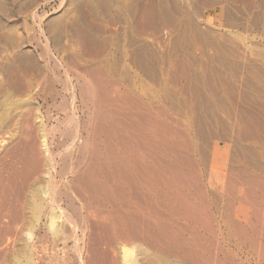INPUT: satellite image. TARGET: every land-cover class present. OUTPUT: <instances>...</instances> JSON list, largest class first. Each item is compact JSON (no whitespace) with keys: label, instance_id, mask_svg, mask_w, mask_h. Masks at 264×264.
Segmentation results:
<instances>
[{"label":"rangeland","instance_id":"1","mask_svg":"<svg viewBox=\"0 0 264 264\" xmlns=\"http://www.w3.org/2000/svg\"><path fill=\"white\" fill-rule=\"evenodd\" d=\"M98 89L102 98H110L104 101L107 112L121 116L124 124L130 114L148 111L178 134L158 129V137L148 136L149 141L196 144V154L180 151L205 171L215 216L211 223L222 224L232 242L229 264H264V244H255L258 252L253 253L230 227L234 219L250 231L257 225L253 212L259 198L264 203V0H0V203L23 205L26 215L16 225H0L14 230L0 228V264H31L34 245L41 255L45 252V260L75 259L72 223L62 217L59 223L68 227L58 236L47 225L50 211L68 214L63 202L58 203L63 209L52 210V201H46L39 222L26 206L80 172L84 143L94 140ZM126 125L118 129L131 143L137 133ZM95 141L100 143V137ZM253 172L263 183L255 192L262 195L254 205L249 199L247 208L239 207L241 188L249 190L243 176ZM233 180L235 190L228 187ZM9 218L8 213L3 217Z\"/></svg>","mask_w":264,"mask_h":264},{"label":"bare ground","instance_id":"2","mask_svg":"<svg viewBox=\"0 0 264 264\" xmlns=\"http://www.w3.org/2000/svg\"><path fill=\"white\" fill-rule=\"evenodd\" d=\"M187 71L189 70L187 69ZM105 87L104 89L107 88ZM97 88L99 87H96V89ZM97 92H99V95H97L98 100L95 101L96 104L94 105V107L96 108V112L93 116L94 122L92 127L94 140L91 141V143H84L86 154L84 155V158H82V161L80 162V172L79 173L77 172L78 174L75 173V175H72L70 179L68 180L66 179L67 180L66 185L63 184L62 187H56L53 192L48 191L49 192L48 193L47 190L45 189L46 192L43 191V193L45 192V195L43 194L44 196L42 195L40 197L37 195V197L39 198L37 200L36 198L35 199L33 198L35 201L30 200L31 202L28 203L29 206L28 205L26 206L27 209H29L32 212L31 215L33 216V219L39 222V219H41V216H43L42 214L45 215V213L43 212L46 208L45 206L46 201L47 203L49 199L52 201L53 203L52 210L56 208L63 209V206L62 205L60 206L58 204L60 203V201H62L65 207L64 208L65 212L68 214L67 215L65 214L64 216L63 214L64 212H62V210H57V211L55 210L53 212L52 211L49 212L46 210L47 213L49 212L48 213L49 218H47L49 219L48 221L49 223L47 224L48 229L49 231L52 232V234L58 236L64 233V229H65V228L63 229L64 223L62 224L61 222L59 223V220L62 217H64V219H62V222L66 221L67 225L68 222L70 221V225L72 223L71 226L74 228L73 239L75 244H77L78 246L76 247L78 249L77 255L76 257L74 256L75 259H73L71 256L70 257L66 256L65 258L63 257L62 260L57 261L56 260L57 256H56L53 259L45 260L44 258L46 256L45 257L43 256L45 252L42 255L41 253H38V247L34 245L35 243H33L34 248L32 251H30L32 252V254L31 257H29L31 259V264H229L231 261H234L227 249V245L231 241H228L229 239L227 240L225 236L226 234H223L224 229L222 230V224L221 225L219 224L218 226H214L211 223V219L215 218V216L211 212L210 192L208 189V182L206 180L207 178L205 179L204 176L205 171L202 170L203 167H197L198 165L197 163H196L197 165L195 166L194 162L192 161L193 160L192 158L191 160L189 157L182 156L184 155L182 154V151L188 152L189 155H193L194 153L196 154V152H198V147L196 146V144L187 143V142L182 143L180 141L176 142L177 144L175 142L161 143L158 141V143H156V141H154L155 142L154 143L153 141H149V139L147 138L148 136L157 138L160 131L162 132L171 131L172 133L176 134L175 127L166 124L167 122L164 123L162 119L160 120L159 114L154 113L155 115H152L151 112L150 114H148V111H147V115H143V116H139L141 114H139L138 116L130 114L129 119L131 121L128 119L130 122L128 121L124 124L125 121L122 120L123 118L121 116H115V113L107 112L104 101L106 100L107 103L108 101L107 99L109 98V96H107L108 98L107 97L102 98V95L100 94L102 90L100 91L98 89ZM104 94L106 95L105 90H104ZM129 96L130 98L132 97L130 94ZM130 98L128 100H130ZM135 100L136 99H134L133 102L132 101L131 102L134 104L136 102ZM141 103L139 101V105ZM142 106H144L143 109L146 110V107L148 105L146 106L142 104ZM153 110L152 112H154ZM138 120H142L143 123L142 124L137 123ZM122 124L123 125L127 124L126 126L128 129L130 128L135 133H137L136 138L132 137L133 141H131V143L129 141L127 143L128 137L127 139H125L120 133L121 129L120 128L118 129V127ZM158 129L161 130L159 131ZM177 131L179 132L178 129ZM181 132L182 131H180L179 134H181ZM184 134L186 135V133ZM95 137H100L101 139L100 143H97V141H95ZM113 138L114 140L117 141V143H112ZM175 144L178 147L177 150H175ZM33 147L34 146L32 145L31 149H34ZM23 152L25 153V150ZM30 158L31 157H29V160ZM204 159H206V157ZM224 159L225 157H223V160ZM36 162L38 161L36 160ZM19 164H21V162ZM30 164L31 163H29V165ZM189 166L190 167L193 166L194 168V170H192L193 172L188 170L187 167ZM195 167H197L198 169ZM64 171L65 169H63L62 172ZM23 172H25L26 174L28 170ZM247 172H249V170ZM223 174L224 173H222L221 175L223 176ZM224 175H226V173ZM247 175L248 176L246 177H244L245 175L244 176L241 175V177L243 176V178H246V180L245 179L242 180L241 178L240 179L243 182L244 180L246 181L245 183H247V185L245 186H247L249 190L247 189L248 191L246 190L243 191L244 189L242 187L241 189L243 193L244 192L246 193L243 194L242 191H240V194H238L239 196L237 197V202L239 201L238 202L239 207H243V208L245 205H247L246 206L247 208L248 205L251 203V201H252L251 204L254 205L255 198L259 193L258 192L256 194L255 190L257 189L255 188L258 186V189L259 188L261 189L263 185V183H260L262 181L259 179L260 177L258 178L259 175L256 176V173L254 172L248 173ZM26 176H30V175H26ZM213 176L215 175L213 174ZM15 177H17V175ZM234 177L236 176H233L232 178ZM222 179L223 178H221V180ZM8 180H10V177ZM24 180H28V179H24ZM227 181L230 182L229 179ZM233 181H234L233 183L234 186L233 184H229L230 186L228 187L233 188V190H235L236 188L235 183L237 181L236 182L235 180ZM16 182H18V180ZM243 184L244 183H242V185ZM18 185L20 186V184ZM232 191H230V193ZM226 192H224V194ZM249 199H251V201ZM17 200H19V198L16 197V201ZM8 202L10 201H3L0 203V209H1L0 213H4V215L8 213L9 217L11 216L12 218V219L9 218L8 221L11 219L10 221L12 222L10 223V221L9 222L5 221L7 215L5 216L4 218L5 220H4L3 219L4 215L2 214L3 216L2 219L4 221H1L0 225L2 224V222L4 223L7 222L6 225L9 223V226L12 225V223L16 225V223H19L18 221H20L21 223V221L25 220L26 219L25 209H22L25 207H22L23 205L22 206L18 205L20 207L19 208L15 203H14L15 206L12 203L8 205L7 204ZM19 202L21 203L20 200ZM256 203H255V207H256ZM57 205H59V207H57ZM260 208L262 207L260 206ZM253 213H256V211ZM32 216L30 217L32 218ZM178 219L179 221H177ZM236 221L233 219V221H231L230 223L231 225L230 227L235 228L239 240L241 238L243 239L244 242H247L246 243L247 245L250 244L251 249L253 250L251 252L253 253L255 251L258 252V249L256 250L255 248L256 243L254 244V242H252L253 239L252 236L254 235L248 238L250 236L249 232L251 231V233H253V231L256 230V228L254 229L255 226L251 227L250 231H248L249 230L248 228L249 226H247L248 224L244 225L243 223L241 224L240 221L239 222ZM247 221L248 220L246 219L245 224L247 223ZM259 221L262 220L259 219ZM5 227L6 226H4V228ZM67 227L68 226H66L65 230H67ZM6 228L9 229L7 233H9V231L10 232L14 231L11 230V228L8 226ZM6 228L5 230L2 228L1 229L6 232L7 230ZM32 235H33L32 233H29V237H31V239H32ZM68 245L69 244L67 243L66 247Z\"/></svg>","mask_w":264,"mask_h":264},{"label":"crops","instance_id":"3","mask_svg":"<svg viewBox=\"0 0 264 264\" xmlns=\"http://www.w3.org/2000/svg\"><path fill=\"white\" fill-rule=\"evenodd\" d=\"M261 193H259L258 194V196L260 197L261 195H260ZM261 200L262 199H260L259 198V203H258V205H257V207H256V215L254 214V216H253V218H254V221H256V223H257V225L254 227V229L256 228V230L255 231H253V233H252V235H254V236H252V242H254V244L256 243V244H264V203H261ZM260 206L262 207V208H260ZM263 209V210H262ZM259 211V212H258ZM260 212H261V214H260ZM258 214V215H257ZM260 215V216H259ZM260 220H262V221H259V219ZM257 219V220H256ZM259 222V223H258ZM253 229V230H254ZM256 231H258V232H260V233H258V232H256ZM259 234V235H258ZM255 240V241H254Z\"/></svg>","mask_w":264,"mask_h":264}]
</instances>
